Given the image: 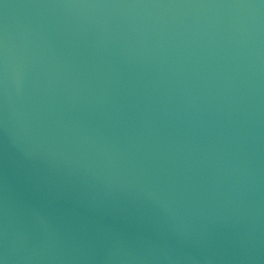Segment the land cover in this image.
Here are the masks:
<instances>
[{
  "label": "water",
  "instance_id": "1",
  "mask_svg": "<svg viewBox=\"0 0 264 264\" xmlns=\"http://www.w3.org/2000/svg\"><path fill=\"white\" fill-rule=\"evenodd\" d=\"M0 264H264V0H0Z\"/></svg>",
  "mask_w": 264,
  "mask_h": 264
}]
</instances>
